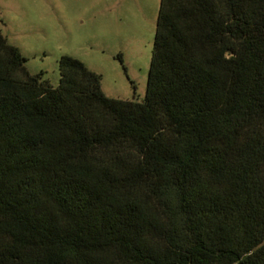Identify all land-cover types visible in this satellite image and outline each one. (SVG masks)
I'll list each match as a JSON object with an SVG mask.
<instances>
[{
    "label": "trees",
    "instance_id": "trees-1",
    "mask_svg": "<svg viewBox=\"0 0 264 264\" xmlns=\"http://www.w3.org/2000/svg\"><path fill=\"white\" fill-rule=\"evenodd\" d=\"M25 62L0 30V264H264V0H160L141 100Z\"/></svg>",
    "mask_w": 264,
    "mask_h": 264
},
{
    "label": "rangeland",
    "instance_id": "rangeland-1",
    "mask_svg": "<svg viewBox=\"0 0 264 264\" xmlns=\"http://www.w3.org/2000/svg\"><path fill=\"white\" fill-rule=\"evenodd\" d=\"M159 7L160 0H0V30L28 71L53 86L59 58L69 54L101 74L108 96L141 100Z\"/></svg>",
    "mask_w": 264,
    "mask_h": 264
}]
</instances>
